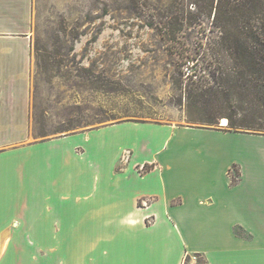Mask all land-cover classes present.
Segmentation results:
<instances>
[{"label":"crops","instance_id":"obj_1","mask_svg":"<svg viewBox=\"0 0 264 264\" xmlns=\"http://www.w3.org/2000/svg\"><path fill=\"white\" fill-rule=\"evenodd\" d=\"M32 2L0 0V120L15 128ZM0 264H264V136L121 122L0 151Z\"/></svg>","mask_w":264,"mask_h":264},{"label":"rangeland","instance_id":"obj_2","mask_svg":"<svg viewBox=\"0 0 264 264\" xmlns=\"http://www.w3.org/2000/svg\"><path fill=\"white\" fill-rule=\"evenodd\" d=\"M32 3L29 121L15 128L14 116L1 117L0 151L121 122L232 132L223 126L226 118L207 125L200 109L187 108L184 99L181 105L177 86L191 65L182 67L169 53L175 43L162 29L181 9L195 11L189 0ZM204 21L209 27L212 19ZM232 170L236 178L238 169Z\"/></svg>","mask_w":264,"mask_h":264},{"label":"trees","instance_id":"obj_3","mask_svg":"<svg viewBox=\"0 0 264 264\" xmlns=\"http://www.w3.org/2000/svg\"><path fill=\"white\" fill-rule=\"evenodd\" d=\"M189 2L195 11L181 9L162 29L175 43L169 53L192 69L181 72V105L184 99L187 108L200 109L204 124L226 118L234 133L264 136V0ZM204 16L212 19L209 27ZM186 26L200 30L187 33Z\"/></svg>","mask_w":264,"mask_h":264},{"label":"bare ground","instance_id":"obj_4","mask_svg":"<svg viewBox=\"0 0 264 264\" xmlns=\"http://www.w3.org/2000/svg\"><path fill=\"white\" fill-rule=\"evenodd\" d=\"M227 124H228L227 120L223 122V126H227Z\"/></svg>","mask_w":264,"mask_h":264},{"label":"built area","instance_id":"obj_5","mask_svg":"<svg viewBox=\"0 0 264 264\" xmlns=\"http://www.w3.org/2000/svg\"><path fill=\"white\" fill-rule=\"evenodd\" d=\"M231 176H232V174H231ZM234 178V177H233Z\"/></svg>","mask_w":264,"mask_h":264}]
</instances>
